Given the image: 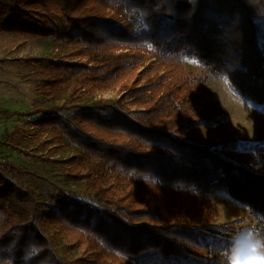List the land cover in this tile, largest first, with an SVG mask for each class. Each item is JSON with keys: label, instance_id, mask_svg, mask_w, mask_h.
Returning a JSON list of instances; mask_svg holds the SVG:
<instances>
[{"label": "trees", "instance_id": "1", "mask_svg": "<svg viewBox=\"0 0 264 264\" xmlns=\"http://www.w3.org/2000/svg\"><path fill=\"white\" fill-rule=\"evenodd\" d=\"M109 9L125 23L109 16ZM0 33L99 48L85 63L32 60L45 72L42 91L49 98L112 89L140 59L132 47L151 45L152 57L166 50L198 57L245 98L264 105V0H0ZM161 79L125 85L117 100L23 114L38 116L32 123L47 132L46 145L79 147V154L64 163L72 165L68 179L85 182L89 197L52 185L45 189L56 211L42 212L30 173L0 161V264H25L32 243L42 250L28 264H63L38 223L40 216L63 222L61 231L75 243L87 239V248L98 249L97 262L89 264L106 256L119 264H219V252L211 260L203 254L213 241L222 249L231 242L211 233L210 195L216 191L264 217V176L253 171L251 160L232 156L238 138L224 135L208 145L187 136L198 125L192 114L202 109L207 78L188 74L165 86ZM9 138L20 145L22 130ZM260 152L264 155V148ZM124 184L128 192L117 196L113 190ZM146 194L151 199L142 205ZM135 201L140 206L131 209ZM131 218L151 222L134 225Z\"/></svg>", "mask_w": 264, "mask_h": 264}, {"label": "rangeland", "instance_id": "2", "mask_svg": "<svg viewBox=\"0 0 264 264\" xmlns=\"http://www.w3.org/2000/svg\"><path fill=\"white\" fill-rule=\"evenodd\" d=\"M107 12L109 16H116L125 23L115 10L109 9ZM150 46L147 45V48H151ZM145 47L137 45L132 47V52L140 59H137V63L124 73L120 83L112 89L99 90L94 94L86 92L74 99H70L68 91L59 98H49L42 91L45 72L32 60H74L85 63L88 55L99 48L53 38L39 39L0 33V60H3L0 62V161L20 166L30 173V182L33 180L34 186L38 187L42 212L56 211L55 205L48 199L45 188L53 185L81 198H88L89 190L86 189L85 182L71 181L67 177L72 165H66L64 162L78 155L79 147L72 143L46 145L47 132L32 123L38 116L26 117L23 114L31 113L38 108L51 109L64 104L93 105L102 100H117L125 93L121 90L123 86L134 88L151 80L158 81L159 77H163L161 82H164L165 86L166 82L178 81L188 74H204L207 84L205 97L201 103L202 109L192 114V120L198 125L191 129L187 136L208 145L217 144L224 135L237 137L240 143L237 150L232 152V156L239 161L251 160L250 166L253 171L264 176V155L260 152L261 147L264 148V109L245 98L225 75L208 71L206 64L198 57L167 50L159 57H152ZM79 50H83L84 53L79 55L77 53ZM130 105L133 109L137 107L134 104ZM3 112L10 115H3ZM18 128L22 130L23 135L18 145L19 149L9 138V134ZM125 186L126 184L113 191L119 196L121 191L128 192ZM143 196L142 205H148L151 195ZM210 196L215 209L211 219L214 226L212 234L220 238L222 236L232 238L238 232H243L245 236L249 232L264 233V217L261 214H254L249 207L224 191H216ZM126 199V203L130 204L137 196ZM136 202L131 209L136 205L140 206V201L138 204ZM204 217L206 216L196 221L199 223ZM129 221L131 224L139 225L150 220L131 218ZM38 223L49 239L54 255L61 263L89 264V260L97 262L94 254L98 249L87 248V239L75 243L67 232L61 231L63 222L40 216ZM221 249L222 246L213 241L203 251L205 259H213L214 254ZM81 260L84 262L78 263ZM97 264L119 262L106 256Z\"/></svg>", "mask_w": 264, "mask_h": 264}, {"label": "clouds", "instance_id": "3", "mask_svg": "<svg viewBox=\"0 0 264 264\" xmlns=\"http://www.w3.org/2000/svg\"><path fill=\"white\" fill-rule=\"evenodd\" d=\"M241 238L244 240L243 243ZM28 249L24 257L25 264L42 250L35 243L30 244ZM218 255L219 264H264V233L249 232L245 236L243 232H238Z\"/></svg>", "mask_w": 264, "mask_h": 264}, {"label": "snow or ice", "instance_id": "4", "mask_svg": "<svg viewBox=\"0 0 264 264\" xmlns=\"http://www.w3.org/2000/svg\"><path fill=\"white\" fill-rule=\"evenodd\" d=\"M249 104L251 105V102L250 101H249ZM258 107L264 109V105H261V106H258Z\"/></svg>", "mask_w": 264, "mask_h": 264}]
</instances>
